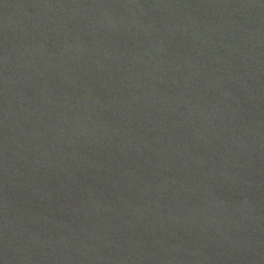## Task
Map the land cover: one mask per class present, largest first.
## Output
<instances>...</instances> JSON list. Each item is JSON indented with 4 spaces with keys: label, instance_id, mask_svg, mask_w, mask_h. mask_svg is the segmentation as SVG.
Instances as JSON below:
<instances>
[{
    "label": "water",
    "instance_id": "1",
    "mask_svg": "<svg viewBox=\"0 0 264 264\" xmlns=\"http://www.w3.org/2000/svg\"><path fill=\"white\" fill-rule=\"evenodd\" d=\"M0 264H264V0H0Z\"/></svg>",
    "mask_w": 264,
    "mask_h": 264
}]
</instances>
